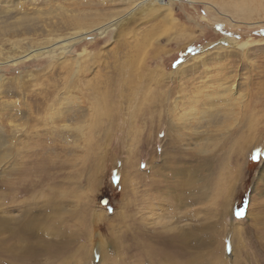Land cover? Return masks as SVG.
Listing matches in <instances>:
<instances>
[{"label":"rangeland","instance_id":"obj_1","mask_svg":"<svg viewBox=\"0 0 264 264\" xmlns=\"http://www.w3.org/2000/svg\"><path fill=\"white\" fill-rule=\"evenodd\" d=\"M251 1L170 0L167 29L115 0H0V132L23 138L0 163V264H264V0ZM223 75L253 118L216 131L203 100ZM170 121L227 138L208 153L177 141L192 159L170 165ZM214 154L210 172L199 158ZM195 173L212 177L203 196L178 183Z\"/></svg>","mask_w":264,"mask_h":264},{"label":"bare ground","instance_id":"obj_2","mask_svg":"<svg viewBox=\"0 0 264 264\" xmlns=\"http://www.w3.org/2000/svg\"><path fill=\"white\" fill-rule=\"evenodd\" d=\"M115 1H120V2H124L125 3L124 5H126V8H125L124 11H132V10L137 9L139 7L140 9L143 8L144 11H148V17H153L155 15H160L162 17V21L164 22L163 24H164V26L167 29L170 28V27H173V25H174V21L172 19V15L170 13V8H169V4H170L169 1L170 0H115ZM151 3L153 5L155 4L156 10H153V8L149 9V8L146 7L148 5H151ZM242 5L249 6L248 3L244 2V3L240 4V5H237L236 7L242 6ZM216 6H218V5H216ZM224 7H225V5H224ZM91 21H92V19H91ZM99 23L100 24L96 23L97 25L93 29L94 30L98 29L99 31L103 32L105 30V28H107L108 26L117 25V24H120L121 22H118V14L116 12V13H113L112 15H110V17L104 18ZM87 29L88 28H86V29L82 28V29L76 30V32L72 34L70 40L77 41L78 37L81 35V31L82 30L85 31V32L82 33V36H85L87 31H88ZM247 43L243 42V43L239 44L238 48L244 49L246 47ZM220 48H222V47H220ZM244 54H246L245 51H244ZM1 80H2V78L0 77V82H1ZM242 87H244V84H241V87H239V82H238L237 78H235V77L233 78V76L230 77V76L223 75L221 78H218V88L219 89L216 90L215 92H210V93L206 92L204 94L205 99L203 100V103H204L205 106H209V107H206V109H204V111L202 112V117H209L210 116L209 118H207L208 121L209 120L213 121V119L215 118L216 124H213V126L215 128H217V130L214 128L216 131L220 130V127H221V129H223L222 128V124H232V121L236 122V124L237 123H241L243 118L244 117L246 118L247 116H249L250 120H252L253 114L250 113V115H249L246 112L247 109L249 110V108L247 107L249 102L248 103L245 102L247 94H246V92H242L243 89L242 90L240 89ZM65 99L67 100V98H65ZM193 101H195V100H193ZM217 105H220L222 107L219 109V108L216 107ZM213 106H215V108ZM11 108H13V107H11ZM213 108H214V110H213ZM249 111L251 112V110H249ZM19 113H21V112H19ZM206 113H207V115H206ZM196 114H197V111H196L195 115ZM195 115L192 114V116H195ZM171 121L169 123L170 124L169 125V130H170V137L173 140L172 143L174 144L173 146H174L175 150H174V157H173L172 160H170V165H171L172 162L173 163L174 162H178V158H182L183 157V158L192 159L190 157L191 153L185 152V150H178L179 146L176 145L177 141H181V140H185V139L194 140V142H192V143H194L195 145H199V142H200V143H202L201 144L202 151L205 152V153H208L209 150H207V148H206V144L207 143L214 142V141L217 143V140L219 138H222V137L224 139L227 138V137L224 136V134H226V132H221V133L219 132V136H218V134H211L210 131L208 132V130L207 131L205 130V131H202V134H201V132L198 131V128L202 127L204 124H198V123L197 124H184L182 126L181 124H179V125L178 124H173L174 122L171 123ZM16 125H20V124L17 123ZM183 127L188 128V132L187 133L182 132ZM16 129H18V128H16ZM15 131L16 130H14V132ZM10 137L11 138L8 139L4 135V132H2V131L0 132V163L1 164H2V159L4 157H7L8 154H12V152H14V151L16 152V149H15L16 145L15 144H19L20 145V143H23L22 142L23 138H20L19 134L17 135V133H14V135L10 136ZM17 140L20 141V143H17L18 142ZM25 142L28 143V141H25ZM22 145H24V144H22ZM38 146H43V145L38 144ZM42 148L43 147H41L40 150H38V153L36 151H34V150H33L34 152H32L30 150L31 154L34 153V155L37 154V156H38L40 153H42V151H43ZM31 156L32 155H29L28 159L29 158L31 159L32 158ZM20 158H21V160H24L25 159V155H23V154L20 155ZM193 158H194V155H193ZM217 158L218 157H217L216 154H214V155H206L203 158H199V160L201 161V167H202V165H204L205 169L210 170V172L211 171L214 172L213 170L216 168V166L219 167V165H220L218 163H215ZM194 159H196V158H194ZM21 160H19V161L17 160L16 165L19 163L18 166H21L20 164L23 163V161H21ZM16 165H14L13 167H10L9 170H4V172L6 171V173H12V171L15 170ZM177 169H178L177 173H179V174L180 173L181 174L187 173V169H183L182 167L181 168H177ZM211 178L209 179V176H202V175H200L198 173H195V174H193L191 176L190 179L187 180V182L183 181V182H178V183L179 184L181 183L180 185L187 186L188 187L187 189H190V191H192L194 194H196V193L198 194L199 193V195L202 194L200 196H203L204 193L208 192V188L210 186ZM258 178L260 180L263 179V181H264V167L261 168V171H260V174H259ZM193 193H191V194H193ZM30 222H31L30 220H26L21 226H19L18 234L20 236L26 237L27 234H29V230L28 229L30 227ZM4 227L5 228L7 227L8 230H10V227L8 226V220H6V218L0 217V228H4ZM10 231L13 233L12 230H10ZM167 260L170 261V257L167 258ZM166 264H169V263L166 262Z\"/></svg>","mask_w":264,"mask_h":264}]
</instances>
